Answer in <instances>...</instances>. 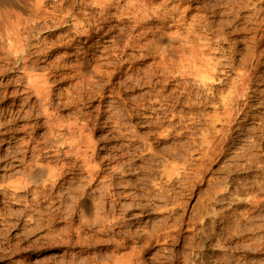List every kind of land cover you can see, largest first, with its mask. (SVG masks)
I'll return each instance as SVG.
<instances>
[{"label":"rangeland","instance_id":"1","mask_svg":"<svg viewBox=\"0 0 264 264\" xmlns=\"http://www.w3.org/2000/svg\"><path fill=\"white\" fill-rule=\"evenodd\" d=\"M75 1L67 0L65 7H69ZM12 2L14 0H0V10ZM153 2L156 4L159 1ZM199 5H205L207 20L213 27L212 33L201 30L200 34L208 38L213 37L211 43L214 46L220 42V46L225 50L235 48L236 52L230 55H233L236 67L246 66L254 70L256 65L259 68L255 82L249 89L250 97L247 98L250 103L245 115L249 118L237 116L232 122V140L224 143L221 150L203 156L198 149V144L202 140L201 131L215 122L213 130L218 137L215 138L217 144L220 139H224V132L228 129L227 126L224 127L225 123L222 120L220 122L213 119L218 117L215 111L218 110L219 113L222 111L219 107L220 96L219 99L217 97L215 100L211 99L213 102L209 100L204 104L201 102L203 98L197 93V87L193 84L188 94L175 92V96H181V102L173 108L181 118L176 117L173 120L175 128H171V120H163L158 124L154 114L142 109L140 104L147 106L151 100V88L144 82L137 83L129 78L130 74H136L135 70L127 72L129 64L125 65L122 72H119L111 82L105 77L79 85L74 71L54 72L57 75L64 73L70 75L65 81L58 76L53 78L54 81L52 79L55 87L53 108L57 110L59 119L76 126L72 130L78 131L77 129L86 124L85 134L94 137L97 161L105 165L106 171L104 170L103 174L112 177L105 179L104 182L96 181L92 190L97 188L96 193L101 195L95 193V198L102 197L107 203L100 217L107 212L109 216L114 213L116 219L111 222L98 219L97 225L89 227L88 223L83 224L81 220L79 221L78 215L70 221L65 217L66 210L63 209L57 218L48 220V209L57 213L54 209L62 207L57 200L54 199L56 203L54 200L51 203L50 200L41 206L33 205L34 212L26 208L24 201L26 193H20L25 197L20 195L22 201L18 202L2 195L0 212L6 213L10 221L5 222L0 218V264H104L107 260L111 262L115 257L121 258L129 252L142 255V260H135V264H264V0H202ZM87 10L92 12L91 9ZM194 13L196 14L193 12L191 16ZM113 21L111 19L107 26L117 24ZM72 29L70 23L65 27L69 38L75 35ZM50 33L51 40L57 41L59 34L65 32L60 25ZM215 33H221L222 37H214ZM116 34L118 32L103 37V40L101 39L103 42H100L101 35L95 33L89 39L86 36L78 37L80 43L75 42L70 50L55 51L39 67L56 60L66 51L68 66L70 64L76 66L77 61L81 59L76 55V45L78 48L83 47L80 52L88 50L89 58H92L93 54L96 55L93 63L107 64L111 59H106L108 55L103 53L105 51L103 46L111 45L110 37ZM218 53L214 56L221 58L223 53L221 51ZM257 53L261 54L260 59L254 57ZM3 56L5 54L0 50V66L5 65ZM138 62L134 68L145 70L150 60ZM103 69L113 71V66H104ZM3 79L4 76L0 73V94L6 90L5 86L1 85ZM176 83L177 81H172L171 87L167 88V94L173 90ZM226 88L229 87L222 86L217 89L228 90ZM102 96H105L104 100ZM57 101H60L59 104ZM243 102L241 99L240 104ZM7 104L8 101L5 105L0 100V113L4 112ZM20 109V106L15 108L17 111ZM28 109L30 108H25V111L28 112ZM21 116L23 121L12 126V130L18 131L16 134H5L11 127L0 129V185L8 182L7 175L16 170L22 174L27 167V164H24L14 168L15 170L7 171L3 163L8 159L7 154L11 150L21 146L16 144L17 139L21 138L22 141L19 142L27 143L32 135L37 134L40 141L44 140L42 136L46 132V127L37 128L44 119L27 122L25 114L22 113ZM4 120L3 117L2 121ZM192 121L197 130L181 135L182 131L178 130L184 125H190ZM62 130L56 132L67 134V129ZM11 135L15 138L11 139ZM193 140L196 142L193 143ZM32 145L37 143L34 142ZM55 145L57 146L53 149L60 148L61 141L56 140ZM187 145L195 146L198 150L191 153ZM39 146L41 148L43 144ZM51 152L54 154V151ZM51 152L43 154L52 155ZM57 159L58 157H49L42 163L52 161V166H56L55 164L59 166L60 161ZM73 161L74 158H71L63 162L70 166ZM15 164L18 165L19 162ZM75 171L81 175L76 174V177L80 178L72 181V188H76L78 184L86 186L87 178H83L85 173ZM167 173L172 175L171 180ZM70 177L72 174L67 178ZM100 183L102 189L98 185ZM68 185L65 187H69ZM67 202H64L63 208L65 206L66 209L67 206L68 210L72 202ZM112 203L116 204V208H111ZM10 213L12 215H9ZM32 215L35 218L30 219ZM77 229L82 230L80 235L77 234Z\"/></svg>","mask_w":264,"mask_h":264},{"label":"bare ground","instance_id":"2","mask_svg":"<svg viewBox=\"0 0 264 264\" xmlns=\"http://www.w3.org/2000/svg\"><path fill=\"white\" fill-rule=\"evenodd\" d=\"M153 1L76 0L69 7H65L67 0H14L11 5L0 10V50L5 54V56H3L5 65L0 66V73L4 76L1 85L6 88V90L0 94V100H2L5 105L8 101L4 112L1 111L0 113V129L11 127V129L8 128L6 130L8 131L7 133H4L16 134L18 131L15 129L12 130V126L23 121L21 116L22 113L27 117V122L44 119L43 122L40 121L37 128L46 127V132H44L45 134L42 136L44 139L43 141H40L37 134L32 135L27 143H25L26 141L24 143L19 142L22 140L18 138L16 144L18 143L21 146H18L16 150H11L7 154L8 159L4 162L2 161L5 163L7 171L13 170L21 165L23 166L24 164H27V167L24 168L22 174L21 171L18 172L16 170V172L14 171L6 176L8 182L4 183L5 185H0V191L4 190V188L7 190L0 193V197L4 195V198H9L18 202L22 201L21 196L23 197L20 193H26L27 196L24 200L26 208H30V210L34 212L35 210L32 209L33 205L41 206L42 203L44 204L50 200L51 203H53L55 199L57 200L56 202L62 204V207L54 209L57 210V213L48 209V220L57 218V215L62 213L63 209L64 211L66 210L65 217L70 221H73L75 216L78 215L80 218L79 221L81 220L83 224L88 223L89 227L91 225H97L98 221L101 219H105L109 222L116 219L114 213L112 216H109V213L106 211V213H104L105 215H103L102 218L100 217L101 213L106 209L107 203L102 197H98V199L95 198L97 188L92 190L96 181L104 182L105 179L112 177L103 174L105 165L97 161V148L96 142L93 140L94 137L92 138L90 135L87 136L85 134L86 124L79 129L76 128L78 131L72 130L76 126L72 123H65L62 119H59L57 117V110L53 108L55 104V87L52 79L58 76L61 80L65 81L68 79V75H70H67V73L63 71L62 73L64 74L57 75L54 73H58L61 70L74 71V76L79 80L77 84H88L89 82H94L96 79L105 77H108V82H111L119 72H122L125 65L129 64L126 68L127 72L132 70L136 71V74H130L129 78L134 79L137 83L144 82V84H147L151 88V100L147 106L140 104L142 105V109L154 114L158 124L163 120H171V128H175L173 120H175L176 117L181 118V115L175 113L176 110L173 108L181 102V96H175L174 94L175 92H180L179 94H181V92L188 94V90L193 84L197 87V93L203 98L201 102H204V104L220 96V102H218L222 111H220V113L218 110V113L215 111L218 117H213V119L219 120L220 122L222 120L225 123L223 124L224 127L227 126L228 128L226 129L227 132H224L223 128V130L221 129L224 132V139H220V142L215 144V138L217 137L213 130L215 122L214 125L213 123H209L210 125H208L207 128L204 127L205 130L201 131V143H199L200 145L198 144L199 152H201L200 154L206 156L215 153L223 148L224 143H228L232 140V122L237 119V116L238 118L240 116L249 118L248 115H245V111L250 103L247 98L250 97L249 89L255 82L256 72H258L259 68H257L256 65L254 70H250L246 66L236 67L234 59L232 58L233 55H230L236 52L235 48L225 50L220 46L219 41L215 47L211 43L213 37L208 38L205 37L204 34H200L199 31L201 30L213 32L212 23L207 20L205 5H199L202 0H157L159 2L156 4V1ZM87 9H91L92 12ZM193 12H196V14L194 13L191 16ZM111 19L117 24L107 26V24L111 22ZM69 23L72 24L73 34H75L74 37L70 38L67 36L69 35L68 32L65 31V27H67ZM60 25H62V29L65 33H62V35L59 34L57 41L51 40L50 32L54 29L56 30ZM106 27H108L107 30L105 29ZM113 32H118V34L110 37L111 45L103 46V50H105L103 53L108 55L106 59H111L107 64L93 63L96 55L93 54V57L89 58L88 50L80 52L79 50L83 47L78 48L79 46L77 47L76 45V55L81 58L77 61L78 63L76 66H72L70 63V66H68V53H66V51L56 60H49L50 62H47L45 66L39 67V65L42 62H46L47 58L51 57L55 51L62 49L70 50L75 42H79L78 37L86 36V38L89 39L93 33H95L101 35V42L103 37L109 36L110 33ZM215 36L221 38L222 34L215 33L214 37ZM219 51L223 53L221 58L214 56L215 54H219ZM80 54H83V56L81 57ZM42 57L46 59L43 60ZM254 57H259L260 59L261 54H254ZM140 60H150L147 66H145V70L144 68L143 70L141 68H134L135 64H138ZM7 66L9 68H5ZM104 66H113V71L108 72L103 69ZM172 81H177V83L174 85L175 87H173L171 92L168 91L170 94H167V88L171 87ZM222 86L229 88H226L228 90H218L219 87ZM8 89L13 90L9 91ZM101 98L104 100L105 96ZM241 99L244 100V102L240 104ZM172 101L173 103H171ZM60 105L62 104L60 103ZM17 106L21 107L18 111L15 110ZM28 107L30 109L26 112L27 110L25 111V108ZM136 107H138V104ZM3 117L5 118L4 121H2ZM198 118L200 120L199 116L197 119ZM197 119L196 121H198ZM180 121L182 122V120ZM64 128L67 129V134L62 135L60 132H56L57 130L63 131L62 129ZM195 130H197V128L192 121L190 125H184V127L182 126L181 130L178 131H182L179 133L183 135L190 132L193 133ZM12 138L15 137L11 135V139ZM56 140L61 141V147L53 149L54 146H57L55 145ZM34 142L37 143V145L33 146L32 143ZM195 142L196 141L193 140V143ZM41 144H43V147L40 148L39 145ZM190 146L191 145H187V147H189V152L193 153L196 151L197 147ZM51 151H54V154ZM44 152H51L52 155L47 153L48 156H45L43 154ZM29 153H31V155ZM49 157H58L57 161H60V165L57 166V164H55L56 166H52V161L42 163L43 160L46 161ZM71 158H74V161L70 163V166H68L67 162H63L65 159L69 160ZM15 162H19V164L16 165ZM66 170L71 171L68 172ZM75 170L82 172V174L85 173L86 176L84 175L83 178H87L86 186L85 184L82 186L81 183V186H79V184L78 186L76 185V181L80 178L76 176L81 175V173H76ZM69 174H72L70 179L67 178ZM167 175L169 180H171L172 175L170 173H167ZM74 180H76L75 185L77 187L73 185L76 188H72L71 186ZM66 185L69 187H65ZM98 185H100V189H102V184L100 183ZM49 186H51V188ZM108 188L109 186L107 189ZM64 189L65 191H63ZM110 194L111 193H109V195ZM98 195L100 196L101 194L98 193ZM29 196L32 198L29 199ZM55 200L54 203H56ZM67 201L70 203L72 202V205L68 206V210L67 206L66 209L65 206L63 208L64 202ZM126 207L124 206V208ZM111 208H116V204L113 205L112 203ZM125 210L128 211V209ZM9 215L12 214L10 213ZM0 218H3L2 220L5 222L9 220V216L2 212H0ZM33 218H35L34 215L30 217V219ZM41 220L44 221L43 218ZM81 231L82 230L77 229V234L80 235ZM86 240L88 239L86 238ZM129 253L128 255L121 256V258H119V256L115 257L111 262L107 260L104 264H135V260H142V255L140 253Z\"/></svg>","mask_w":264,"mask_h":264}]
</instances>
